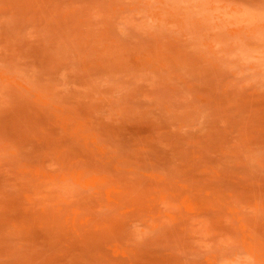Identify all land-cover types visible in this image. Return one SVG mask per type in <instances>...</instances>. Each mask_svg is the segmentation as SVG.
Here are the masks:
<instances>
[{
    "label": "rangeland",
    "instance_id": "obj_1",
    "mask_svg": "<svg viewBox=\"0 0 264 264\" xmlns=\"http://www.w3.org/2000/svg\"><path fill=\"white\" fill-rule=\"evenodd\" d=\"M0 264H264V0H0Z\"/></svg>",
    "mask_w": 264,
    "mask_h": 264
}]
</instances>
